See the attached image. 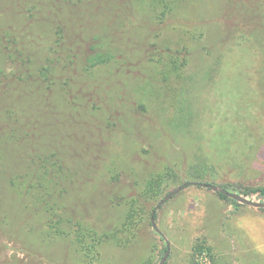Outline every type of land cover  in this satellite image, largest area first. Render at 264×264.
Returning a JSON list of instances; mask_svg holds the SVG:
<instances>
[{
	"label": "trees",
	"instance_id": "16d2710c",
	"mask_svg": "<svg viewBox=\"0 0 264 264\" xmlns=\"http://www.w3.org/2000/svg\"><path fill=\"white\" fill-rule=\"evenodd\" d=\"M184 1L0 0V199L15 206L0 211V249L4 239L26 257L0 264H119L103 247L132 250L153 228L144 214L151 215L170 181L184 178L169 166L137 169L120 145L128 153L141 123L151 140L154 129L185 132L194 120L183 86L172 115L151 99L159 100L162 74L184 78L187 48L159 47L154 58L137 43L139 35L151 39L155 27L151 45L162 46L158 37ZM212 169L195 167L193 179ZM221 186L264 199V186ZM98 196L105 212L119 210L114 220H99ZM204 249L210 252L205 242L194 246ZM166 250L167 244L160 253ZM137 264L156 261L149 255Z\"/></svg>",
	"mask_w": 264,
	"mask_h": 264
},
{
	"label": "rangeland",
	"instance_id": "374dc122",
	"mask_svg": "<svg viewBox=\"0 0 264 264\" xmlns=\"http://www.w3.org/2000/svg\"><path fill=\"white\" fill-rule=\"evenodd\" d=\"M169 20L158 37L165 41L162 46L151 45L155 27L151 39L139 35L136 42L154 58L161 52L159 47L187 48L184 78L167 81L162 74L160 82L156 81L159 100L151 99L155 107L162 105L172 115L180 107L177 95L183 86L194 120L185 132L170 127L154 129L151 140L139 130L147 124L141 123L137 138L128 141V153L126 146L120 145L122 157L137 169L172 167L184 181H170L166 192L195 180L194 168L204 163L213 169L196 181L230 184L237 190L264 186V0H186ZM132 73L141 74L139 68ZM247 197L264 201L256 195ZM97 201L102 213L99 220H114L119 210L105 212L99 196ZM4 202L0 201V211L15 207L11 201ZM95 211L98 214V209ZM144 215L142 220H150L149 214ZM155 220L170 242L165 264H198L204 252L212 264H264V208L237 205L209 188L190 185L165 202ZM141 238L132 250L106 244V259L137 264L150 255L158 264L165 241L153 228L141 232ZM1 241L0 262L14 254L25 262V254L18 252L14 243ZM202 242L211 253L207 249L194 251Z\"/></svg>",
	"mask_w": 264,
	"mask_h": 264
},
{
	"label": "water",
	"instance_id": "95a60500",
	"mask_svg": "<svg viewBox=\"0 0 264 264\" xmlns=\"http://www.w3.org/2000/svg\"><path fill=\"white\" fill-rule=\"evenodd\" d=\"M190 185H200L202 187H206L209 188L215 192H220L223 193L225 195L230 196L231 198H233L234 200L256 207V208H264V201H256V200H252L246 196H244L241 193L235 192V191H230L226 188H224L223 186L217 185V184H213V183H209V182H203V181H196V180H190V181H186L184 183H182L181 185L176 186L175 188L171 189L168 193H166L154 206V208L151 211V215H150V221L152 224L153 229L160 234L166 241L167 244V250L164 253L163 257L161 258V260L159 261L158 264H165L169 253H170V242L166 236V234L159 228L158 224L156 223L155 220V214L157 212V210L165 203L167 202L169 199H171L173 196H175L176 194H178L181 190L185 189L186 187L190 186Z\"/></svg>",
	"mask_w": 264,
	"mask_h": 264
},
{
	"label": "built area",
	"instance_id": "2783aa9c",
	"mask_svg": "<svg viewBox=\"0 0 264 264\" xmlns=\"http://www.w3.org/2000/svg\"><path fill=\"white\" fill-rule=\"evenodd\" d=\"M198 264H212L210 256L207 253L201 254Z\"/></svg>",
	"mask_w": 264,
	"mask_h": 264
}]
</instances>
